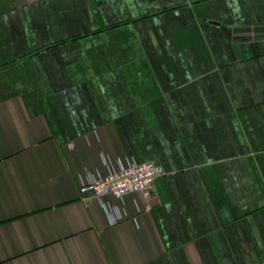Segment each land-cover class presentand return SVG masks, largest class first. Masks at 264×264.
<instances>
[{"label":"crops","instance_id":"1","mask_svg":"<svg viewBox=\"0 0 264 264\" xmlns=\"http://www.w3.org/2000/svg\"><path fill=\"white\" fill-rule=\"evenodd\" d=\"M0 264H264V0H0Z\"/></svg>","mask_w":264,"mask_h":264},{"label":"built area","instance_id":"2","mask_svg":"<svg viewBox=\"0 0 264 264\" xmlns=\"http://www.w3.org/2000/svg\"><path fill=\"white\" fill-rule=\"evenodd\" d=\"M163 174L164 167L153 161H119L117 165L108 164L106 173L90 174L87 180L82 179L81 191L96 197L110 221L115 223L122 216L116 201L135 191L149 197L154 179Z\"/></svg>","mask_w":264,"mask_h":264}]
</instances>
